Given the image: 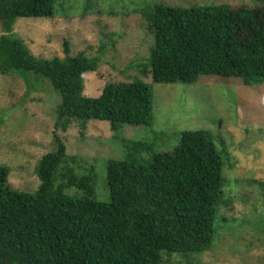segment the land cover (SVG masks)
Instances as JSON below:
<instances>
[{"label": "trees", "instance_id": "trees-1", "mask_svg": "<svg viewBox=\"0 0 264 264\" xmlns=\"http://www.w3.org/2000/svg\"><path fill=\"white\" fill-rule=\"evenodd\" d=\"M139 12L149 21L153 44L137 67L153 82L264 78V6L157 3ZM54 16L55 0H0V73L27 79L33 73L51 83L60 96L55 130L67 132L76 122L83 139L96 120L117 138L124 125L151 126L153 90L140 76L86 96L84 74L99 68L100 55L74 54L65 40L63 57H38L13 31L19 18ZM120 141L125 155L106 162L108 202L96 198L94 169L78 175L56 132L53 151L36 166L35 192L13 189L9 167L0 164V264H169L174 254L196 264L192 260L210 250L219 208L229 204L222 190L226 160L211 134L183 131L171 152H156L153 142ZM71 188L82 195L66 194Z\"/></svg>", "mask_w": 264, "mask_h": 264}, {"label": "rangeland", "instance_id": "rangeland-1", "mask_svg": "<svg viewBox=\"0 0 264 264\" xmlns=\"http://www.w3.org/2000/svg\"><path fill=\"white\" fill-rule=\"evenodd\" d=\"M157 3L264 6V0H55L54 17L17 19L13 31L38 57H63L65 40L74 54L83 50L88 56L102 57L95 72L84 74L86 96H99L108 82L140 76L153 90L154 119L151 126L124 125L117 138L108 137V126L91 120L82 139L76 122L67 132L55 130L60 96L49 81L36 80L33 73L29 79L19 73H0V164L9 167L13 189L35 192L40 184L36 166L44 154L53 151L56 132L78 175L94 169L96 198L108 202L106 162L125 155L120 138L153 142L156 152H171L183 131H207L226 160L222 190L231 205L219 208V232L210 250L192 261L264 264V78L202 75L191 84H163L145 77L137 64L149 57L153 33L139 11L150 12ZM143 157L151 158L147 153ZM66 194L82 192L71 188ZM222 212L231 216L228 222ZM168 260L169 264H187L179 254Z\"/></svg>", "mask_w": 264, "mask_h": 264}, {"label": "clouds", "instance_id": "clouds-1", "mask_svg": "<svg viewBox=\"0 0 264 264\" xmlns=\"http://www.w3.org/2000/svg\"><path fill=\"white\" fill-rule=\"evenodd\" d=\"M89 73V72H88Z\"/></svg>", "mask_w": 264, "mask_h": 264}]
</instances>
